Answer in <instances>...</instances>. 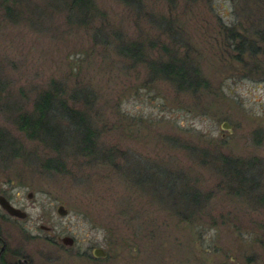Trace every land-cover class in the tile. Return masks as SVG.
Listing matches in <instances>:
<instances>
[{
  "label": "rangeland",
  "instance_id": "rangeland-1",
  "mask_svg": "<svg viewBox=\"0 0 264 264\" xmlns=\"http://www.w3.org/2000/svg\"><path fill=\"white\" fill-rule=\"evenodd\" d=\"M95 1L107 15L94 25L109 22L127 39L145 32L170 40L119 1ZM9 3L13 12L0 9V192L26 211V218L4 223L33 264H264V199L258 198L264 195V17L258 18L264 3L249 0L241 14L230 0H212L214 11L202 2L172 10L189 42L176 45L206 80L195 92L180 91L168 79L150 80L143 63L95 42L94 30L77 24L60 0ZM231 27L246 40L240 47L226 30ZM52 80L65 81L56 85L67 94L76 88L96 93L91 114L99 144L120 146V159L91 162L69 145L56 149L19 129L18 112L30 111ZM217 152L256 157L262 189L250 199L220 186L211 162ZM58 157L64 168L54 164ZM159 163L192 174L210 193L208 204L196 209L209 218L195 225L180 217L189 209L144 179L155 178ZM131 165L142 180L127 171ZM64 235L72 244L58 241ZM93 246L106 256L93 257Z\"/></svg>",
  "mask_w": 264,
  "mask_h": 264
},
{
  "label": "trees",
  "instance_id": "trees-1",
  "mask_svg": "<svg viewBox=\"0 0 264 264\" xmlns=\"http://www.w3.org/2000/svg\"><path fill=\"white\" fill-rule=\"evenodd\" d=\"M60 1L68 15L73 17L77 24L90 26L94 30L92 36L95 42L102 43L105 47H111L119 55V58L121 56L130 58L133 63H143L150 80L168 79L174 83L178 90L186 92L198 91L202 85H206L204 84L206 80L202 76L199 65L195 63V59L189 56L187 50L180 51L179 46L176 45L179 43L189 45V42L185 33L175 27L179 20H177V13L172 10L182 7L189 8L191 4L202 2L214 11L215 5L212 0H159L161 5L157 6L156 0H151L155 4L149 0H117L127 7V13L131 12L136 16L142 15L149 18L161 33L168 35L169 41L160 35L149 36L145 32L141 33L147 37L127 39L121 29L112 27L109 22L98 26L94 25L97 19L103 20L107 15L95 0ZM248 1L230 0L238 14L244 13L243 10L247 11V8L242 6H246ZM258 3H264V0H258ZM260 6L264 11V6ZM0 9H3L4 13L8 15L13 12L14 6L13 3L7 4V0H0ZM166 10L170 13L167 14ZM215 13L218 16L217 11ZM261 15H264V12H261L258 18L264 17ZM247 16L251 17V13ZM226 30L231 31L235 40L233 43H237L239 47L246 41L243 37L236 35V29L231 27ZM260 34L264 37L263 33ZM246 47L251 51L252 42L247 40ZM50 84L54 85L37 94L30 111L18 112L16 122L19 129L28 137L40 139L46 145L54 146L56 149H62L64 145H69L72 148V153L88 158L91 162H93L92 160L95 163L105 160L114 163V160L120 157L121 148L116 144H105V146L99 144L100 131L91 114V107L97 97L96 93L87 88L86 90L85 88H76L67 94V90L58 91L56 85L62 86V84H66L65 81L52 80ZM3 135L0 130V140L3 139ZM50 160L51 158H48L46 162L49 163ZM256 161L257 158L254 156L246 158L221 152H217L211 157L212 166L221 176L220 186H223L228 192L242 197L254 196V192L262 187L261 174L254 167ZM54 164L60 168H64L66 165L65 160L59 159V157L55 159ZM155 170L156 173L158 172L155 174V178L152 175H146L144 179H152L160 193L170 194L168 198L173 201L175 206L184 204L189 209L185 214H179L180 217L195 225L198 218L210 217L207 212L203 215L199 214L200 208H204L208 204L210 193L202 189L192 174L163 167L161 163L156 164ZM127 171L131 175L138 174L137 177L133 175L137 180L143 179L139 177L137 165L129 166ZM249 198L251 199V197ZM258 198L264 199V195L261 194ZM204 221L202 220V222Z\"/></svg>",
  "mask_w": 264,
  "mask_h": 264
},
{
  "label": "flooded vegetation",
  "instance_id": "flooded-vegetation-1",
  "mask_svg": "<svg viewBox=\"0 0 264 264\" xmlns=\"http://www.w3.org/2000/svg\"><path fill=\"white\" fill-rule=\"evenodd\" d=\"M0 194H2L11 204H13L12 200L10 199V195L7 194L6 190L3 189ZM17 218L22 217L8 213L0 205V264H33V256L27 252L24 245L18 241L17 245L13 243L15 238L12 236V234L10 235V229L12 226L5 225L4 223L10 221L11 219Z\"/></svg>",
  "mask_w": 264,
  "mask_h": 264
},
{
  "label": "water",
  "instance_id": "water-1",
  "mask_svg": "<svg viewBox=\"0 0 264 264\" xmlns=\"http://www.w3.org/2000/svg\"><path fill=\"white\" fill-rule=\"evenodd\" d=\"M221 127L224 129H230V124L227 121H223L221 123ZM32 195V191L27 192V196L30 197ZM0 205L10 214L19 216V217H26V211L21 209L18 206L11 204L2 194H0ZM56 210L59 214H65L67 212L66 207L63 204H58ZM40 227L43 229L50 230V227L40 224ZM58 241L62 242L63 244H72L73 238L70 235L58 236ZM91 254L95 257H105L107 252L101 246H93L91 248Z\"/></svg>",
  "mask_w": 264,
  "mask_h": 264
}]
</instances>
